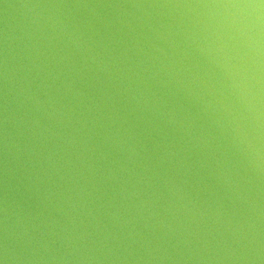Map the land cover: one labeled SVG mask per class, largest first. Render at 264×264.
Returning <instances> with one entry per match:
<instances>
[{"label": "clouds", "instance_id": "1", "mask_svg": "<svg viewBox=\"0 0 264 264\" xmlns=\"http://www.w3.org/2000/svg\"><path fill=\"white\" fill-rule=\"evenodd\" d=\"M0 264H264V0H0Z\"/></svg>", "mask_w": 264, "mask_h": 264}]
</instances>
